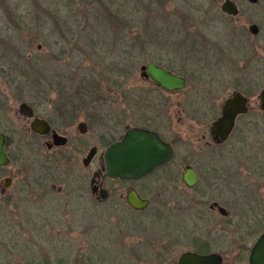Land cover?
<instances>
[{
  "label": "rangeland",
  "instance_id": "rangeland-1",
  "mask_svg": "<svg viewBox=\"0 0 264 264\" xmlns=\"http://www.w3.org/2000/svg\"><path fill=\"white\" fill-rule=\"evenodd\" d=\"M222 1L0 0V119L10 112L14 129H19L21 134L18 106L22 101L41 106L38 97L85 95L90 91L89 94L95 97L109 98L105 106L117 113L112 119L116 126L114 135L118 136L122 131L120 123L116 124L119 109L124 102H133L134 90H146L147 83L140 79V66L151 59L165 66H175L182 73H187L182 67L190 71L191 67L199 69V76L193 75L191 80L198 81L200 77L210 82L211 93L204 89L206 95L212 96V103L213 100L222 101L234 89L257 98L264 87V67H241L236 66L237 63L233 66L232 61L237 58L238 62L242 56L239 52L232 54L231 47L221 53L218 48L211 47L206 49L211 52L207 56L209 54H203L201 49L182 48L180 44L174 46L175 41H182L186 30L200 34L204 21L212 25L214 21L210 18L214 16L220 18L222 25L227 18L221 9ZM236 1L241 11L231 19L236 27L233 36L239 47L246 50L250 38L248 25L253 20H261L263 9L246 0ZM187 25L189 29L185 28ZM209 37L216 40V37ZM226 37L224 43L227 45L230 32ZM111 59L121 61L120 67H128L127 70H114L109 66ZM15 64L20 67H12ZM123 95H126L125 99L121 97ZM173 98H178V94ZM55 101L52 99L49 104L54 106ZM177 105H172L169 111L173 117V130L180 135L177 155L169 166L142 179L143 183H149L144 184L146 187H155L153 205L147 211L133 216L125 214L127 210L124 209L122 215L116 214L111 210L123 208L117 197L104 203L79 195L71 200L64 195L45 202L37 199L15 200L13 205L0 202V264L133 262L129 248L139 237L134 235L130 240L125 237L133 223L153 235L163 234L167 230L164 225L175 229L187 225L183 230L188 229L189 236L183 235L182 239L188 241L175 244L172 249L171 255L176 259L182 250L193 247L192 234L199 232V183L194 188H187L179 180L187 162L201 170L202 176L209 173L213 176L219 167L228 168L224 173L226 178H222L225 184H218L222 186L219 192L210 181L203 177L199 179L208 192L206 201L218 198L233 211L242 207L241 203L236 204L237 199L243 202L245 198L240 189H235L240 187L236 178L245 181L243 185L248 183L251 191L264 200V165L259 164V159L251 157L249 160L251 152L247 143L252 139L246 135H233L219 153L210 152L209 162L201 166V155L194 152L201 144V129L193 119L184 118L180 122ZM212 117L208 116V122ZM134 120L135 112L131 109L127 122ZM252 138L254 145L262 141L260 135ZM188 153H191L190 158ZM41 155L39 150L28 152L23 175L40 174ZM52 170L69 181H77L83 175L79 168ZM167 176L176 179H167ZM205 208L208 209V203ZM182 210H185L184 214L180 212ZM130 220L132 223H128ZM221 222L227 224L230 221L222 218ZM132 233L137 235L135 231ZM144 234L141 231V235ZM167 239L161 238L158 246L165 244ZM146 256L148 258L149 254ZM138 264H175V260L172 263L143 259Z\"/></svg>",
  "mask_w": 264,
  "mask_h": 264
},
{
  "label": "flooded vegetation",
  "instance_id": "flooded-vegetation-1",
  "mask_svg": "<svg viewBox=\"0 0 264 264\" xmlns=\"http://www.w3.org/2000/svg\"><path fill=\"white\" fill-rule=\"evenodd\" d=\"M232 1L238 7L236 13H229L223 9L225 0L221 3V9L227 17L222 19V25L219 24L220 18L217 16L210 18L214 21L212 25L204 21L201 26L203 37H201V33L196 35L190 32L191 29L187 25L185 28L189 30H186L182 35V41L174 42V46L180 44L182 48L201 49L203 54H209L207 56H210L211 52L206 51V49L210 50L211 47L218 48L220 53L225 48L231 47L232 54L239 52V55L242 56L238 62H236L237 58L232 61L233 66L237 63L236 66L240 65L241 67H264V0H246L263 9L260 14L261 20H253L248 25L250 38L246 44V50H243L241 46L239 47L240 44L233 36L236 27L235 22L231 19L240 13L241 7L238 1ZM228 32H230L231 39L226 45L224 41L227 39ZM212 33L214 35H211ZM206 34L216 37V40H212ZM175 48L178 49V47ZM142 65L140 66V79L147 83L146 90H134L136 95H134L133 102L131 104L124 102L120 107L119 119L117 118L116 124L120 123L122 131L118 136L114 135L116 126L112 119V117H117V113L114 110H108L105 106L109 98L107 96L95 97L89 94L90 91L85 95L68 96L60 94L54 97H38L41 106L22 101L18 106L19 119L21 118L22 122L21 134L19 129H14L10 112H6V115L0 119V132L4 135V150L8 157L6 163H0V202L11 205L14 204L15 200L24 202L37 199L45 202L46 199L55 200L64 195L66 199L71 200L79 195L81 198L86 197L104 203L117 197L122 202L123 208H120L121 211L117 208L111 210L116 214L122 215L124 209L127 210L125 214L133 216L147 211L153 205L152 191L155 190V187L151 185L146 187L144 184L149 183H143L142 179L160 168L169 166L177 155L180 135L173 130V117L169 112L174 104H178L177 106L180 107V112H178L180 122L184 118H190L195 120L201 129L199 138L201 144L194 151L201 155V166H205L209 162L207 158L210 152L219 153L222 145L227 143L233 135L250 137L252 140H248L247 143L248 151L251 152L249 160L253 157V159H259L257 161L260 162V165H264V107L260 93L257 98H254L245 91L234 89L222 101L215 102L213 100L214 103H212V96L205 94V89L211 93L208 88L210 82L200 77L198 81L191 80L199 74V72L197 74L199 69L191 67L192 70L190 71L187 67H182V69L187 70V74L179 72L175 66L161 64L167 70L186 79L185 86L171 90L154 80ZM127 68L113 67L118 72L126 71ZM178 68L181 69V67ZM200 81L201 85H199ZM237 91L247 97L246 110L236 114L233 127L225 139L216 138L213 134L215 121L223 115L225 101ZM177 94L178 98L174 99L173 95ZM121 97L125 99L126 95ZM52 99L56 100L54 106L49 104ZM23 102L27 103V112L21 110ZM131 109L135 112L136 120L127 122ZM209 115L213 117L208 122ZM35 120L47 122L49 128L47 130L43 127L41 130L35 129L33 127ZM131 127H140L156 132L163 141L173 147L172 158L155 166L150 172L140 177L106 175V148L113 142L122 140ZM259 135L262 136L261 143L252 144V137ZM30 150H39L42 153L39 166L41 171L36 176L23 175L27 154ZM187 157L190 158L191 153H188ZM188 165L192 166L197 174V181L192 186H189L183 178V172ZM52 168H79L83 175L77 181H69L66 177L57 174L56 171H51ZM226 168L219 167L216 170L219 175L215 173L211 176L209 173L207 176H202L201 170L196 169L192 163L187 162L183 166L180 182L187 188H194L198 183L200 186L198 203L201 214L197 226L199 232L192 234L193 238L190 236L192 248L182 250L176 259H174V255H171L173 247L188 241L182 239L183 235L188 234L189 236L188 229L183 230V227H187V225L182 224L181 229L164 225L163 227L167 230L163 234L155 233L153 235L148 234L146 228L139 229L137 228L140 227L139 224L133 223L130 224L129 233L125 237L129 240L134 235L139 237L136 243L129 248L134 263L124 264H138L143 259L145 261L149 259V261L159 260L172 263L175 260V264H179L182 254L188 251L201 254V264H254L253 255L256 252L257 244L264 237V200L251 191L248 183L243 185L245 181L236 178L235 182L240 187L235 189H240L245 198L242 200L243 202H239L237 199L236 204L241 203L243 206L233 211L218 198H210L206 201L209 198L206 196L208 192L199 182V179L201 180L203 177L204 180L213 183L214 188L217 189L215 191L219 192L222 186H218V184H225L222 178H226V174H224L228 169ZM21 172L22 174H20ZM166 178L176 179L172 176ZM133 192L141 198L148 199V203L144 207H136L131 204L129 195ZM207 203L208 209L205 208ZM180 212L184 214L185 210ZM170 215L173 216V213ZM222 218L230 222L224 224L221 222ZM128 223H132V221L130 220ZM133 231L137 232V235L132 233ZM141 231L146 234L141 235ZM163 237L168 238L166 243L158 246L159 240ZM142 243L145 245L142 246ZM146 254H149L148 258ZM152 257L154 259H151ZM255 261L264 264V253L258 256Z\"/></svg>",
  "mask_w": 264,
  "mask_h": 264
},
{
  "label": "water",
  "instance_id": "water-1",
  "mask_svg": "<svg viewBox=\"0 0 264 264\" xmlns=\"http://www.w3.org/2000/svg\"><path fill=\"white\" fill-rule=\"evenodd\" d=\"M223 9L229 13H236L238 7L232 0H225ZM145 67L151 77L160 85L175 89L186 85V79L173 73L165 66L157 63L155 60H149ZM262 106L264 107V87L260 91ZM247 97L237 91L229 97L223 107V115L215 121L213 134L216 138L225 139L231 131L236 114L245 111V102ZM21 110L27 112V103L21 104ZM33 127L46 130L49 124L43 120H35ZM173 156V147L171 144L163 141L159 135L149 129L140 127H131L126 132L122 140H118L110 144L105 150L106 159V175L121 177H140L150 172L155 166L171 159ZM8 161L7 154L4 150V135L0 132V163L4 164ZM183 178L189 186L197 181V174L192 166H186L183 172ZM129 202L136 207H144L148 203V199L141 198L137 193L133 192L129 195ZM264 253V237L258 242L256 252L254 253V264L258 263L255 259ZM179 264H201V254L197 252H185L182 254Z\"/></svg>",
  "mask_w": 264,
  "mask_h": 264
},
{
  "label": "trees",
  "instance_id": "trees-1",
  "mask_svg": "<svg viewBox=\"0 0 264 264\" xmlns=\"http://www.w3.org/2000/svg\"><path fill=\"white\" fill-rule=\"evenodd\" d=\"M98 53V52H97ZM28 59H30V58H28ZM30 61L32 62V60L30 59ZM25 60H24V65H25ZM22 65H23V63H21ZM120 64H121V61H114V60H112L111 59V61L109 62V66L110 67H120ZM21 65V66H22ZM12 67H20L19 65H17V64H15V65H13Z\"/></svg>",
  "mask_w": 264,
  "mask_h": 264
}]
</instances>
